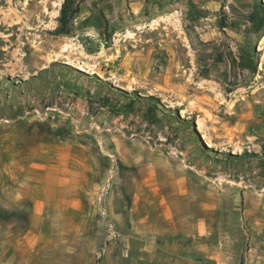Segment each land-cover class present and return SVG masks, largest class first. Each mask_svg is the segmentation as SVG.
Here are the masks:
<instances>
[{"label":"rangeland","instance_id":"374dc122","mask_svg":"<svg viewBox=\"0 0 264 264\" xmlns=\"http://www.w3.org/2000/svg\"><path fill=\"white\" fill-rule=\"evenodd\" d=\"M62 1L0 0V172L50 142L95 172L54 264H264V0H75L67 34Z\"/></svg>","mask_w":264,"mask_h":264},{"label":"crops","instance_id":"0c3cea01","mask_svg":"<svg viewBox=\"0 0 264 264\" xmlns=\"http://www.w3.org/2000/svg\"><path fill=\"white\" fill-rule=\"evenodd\" d=\"M79 151L73 143L50 142L39 156L5 164L0 172V264H54V225L81 223L76 220L81 194L95 173L90 156ZM156 173L137 172L146 184L152 181L154 190ZM153 194L154 200H164L160 191Z\"/></svg>","mask_w":264,"mask_h":264},{"label":"trees","instance_id":"16d2710c","mask_svg":"<svg viewBox=\"0 0 264 264\" xmlns=\"http://www.w3.org/2000/svg\"><path fill=\"white\" fill-rule=\"evenodd\" d=\"M263 10V9H260ZM78 11V4L75 3V0H63L60 6L59 14H58V22H59V27L57 28L56 32L57 33H64L67 34L69 32V21L72 18L73 14ZM252 18V21H256V14H251L250 15ZM264 16H262L258 20V28L261 27L263 24ZM254 69V68H253ZM139 96L136 94V99L134 98H128V102L124 104L123 108L127 111H132L134 108V105L137 102V99ZM141 99L146 100L145 101V111L144 115L147 120L151 122L158 121L157 118V98L153 96H147L143 97Z\"/></svg>","mask_w":264,"mask_h":264},{"label":"bare ground","instance_id":"6f19581e","mask_svg":"<svg viewBox=\"0 0 264 264\" xmlns=\"http://www.w3.org/2000/svg\"><path fill=\"white\" fill-rule=\"evenodd\" d=\"M79 64H80V63H79ZM78 67L82 68V67L79 66V65H78ZM82 69H83V68H82ZM148 211H149V210H148ZM159 211H162V210H155V211H152V212H153V214H154V213H158Z\"/></svg>","mask_w":264,"mask_h":264}]
</instances>
